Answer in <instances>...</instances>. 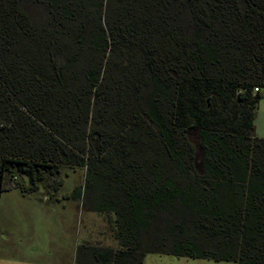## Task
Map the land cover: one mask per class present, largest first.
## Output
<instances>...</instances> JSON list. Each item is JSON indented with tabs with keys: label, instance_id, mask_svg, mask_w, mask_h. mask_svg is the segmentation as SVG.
I'll return each instance as SVG.
<instances>
[{
	"label": "trees",
	"instance_id": "obj_1",
	"mask_svg": "<svg viewBox=\"0 0 264 264\" xmlns=\"http://www.w3.org/2000/svg\"><path fill=\"white\" fill-rule=\"evenodd\" d=\"M262 89L264 0H0V197L85 170L74 264H264Z\"/></svg>",
	"mask_w": 264,
	"mask_h": 264
},
{
	"label": "rangeland",
	"instance_id": "obj_2",
	"mask_svg": "<svg viewBox=\"0 0 264 264\" xmlns=\"http://www.w3.org/2000/svg\"><path fill=\"white\" fill-rule=\"evenodd\" d=\"M255 123L256 136L264 139V89ZM62 179L51 201L46 189L25 195L13 188L1 195L0 264H74L76 247L84 242L117 247L103 215L84 212L81 201L64 198L84 183L85 170H66ZM144 264L235 263L149 253Z\"/></svg>",
	"mask_w": 264,
	"mask_h": 264
},
{
	"label": "crops",
	"instance_id": "obj_3",
	"mask_svg": "<svg viewBox=\"0 0 264 264\" xmlns=\"http://www.w3.org/2000/svg\"><path fill=\"white\" fill-rule=\"evenodd\" d=\"M47 202V201H46Z\"/></svg>",
	"mask_w": 264,
	"mask_h": 264
}]
</instances>
